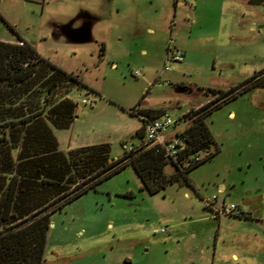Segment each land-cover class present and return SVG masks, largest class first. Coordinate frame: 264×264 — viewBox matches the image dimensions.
<instances>
[{"label": "rangeland", "instance_id": "rangeland-1", "mask_svg": "<svg viewBox=\"0 0 264 264\" xmlns=\"http://www.w3.org/2000/svg\"><path fill=\"white\" fill-rule=\"evenodd\" d=\"M18 37L85 84L57 88L75 104L70 125L53 128L58 148L107 143L117 158L142 141L129 110L177 119L264 69V0H0V38ZM170 40L183 60L164 69ZM205 122L218 150L186 179L149 193L126 165L53 211L42 264H264V85ZM212 195L242 214L214 217Z\"/></svg>", "mask_w": 264, "mask_h": 264}, {"label": "trees", "instance_id": "trees-1", "mask_svg": "<svg viewBox=\"0 0 264 264\" xmlns=\"http://www.w3.org/2000/svg\"><path fill=\"white\" fill-rule=\"evenodd\" d=\"M41 61L24 39L0 40V264H42L51 213L126 165L134 168L149 193L186 179L191 168L218 150L210 149L214 141L205 122L209 112L252 86L264 85L262 69L225 90L210 89L216 99H222L214 106L208 101L185 112L182 117L191 120L182 132V156L203 150L210 153L184 168L170 163L174 172L166 176L164 166L169 162L156 146L125 150L117 158L111 157L107 143L61 151L53 128L70 125L75 104L58 98L57 88L67 85L66 78L69 83L85 84L78 75ZM163 112L149 107L138 109L137 115L156 117ZM129 113L135 112L131 109ZM135 133L142 139V126Z\"/></svg>", "mask_w": 264, "mask_h": 264}, {"label": "built area", "instance_id": "built-area-1", "mask_svg": "<svg viewBox=\"0 0 264 264\" xmlns=\"http://www.w3.org/2000/svg\"><path fill=\"white\" fill-rule=\"evenodd\" d=\"M17 43L22 44L21 41H18ZM182 60L183 52L171 45L170 40L166 52L164 69L169 68L167 62H180ZM133 74L138 76L139 72L135 71ZM81 102L84 104H91V101H88L85 98H81ZM132 110L138 113V109H136V111L134 109ZM184 113H182V115ZM182 115L175 119L166 111L156 117L139 114L141 126L143 128L142 141L138 145H128L126 150L134 151L140 148L156 146L161 149L164 159L167 162L177 164L180 168L202 161L209 155L210 150L199 151L187 157L182 156L185 149V137L182 132L191 120L190 118H183ZM203 202L205 207L209 209L214 217H218L222 213L233 215L242 214L241 209L233 203L225 204L223 201L217 203V195H212L211 197L204 199ZM161 230L165 231L166 229L161 228Z\"/></svg>", "mask_w": 264, "mask_h": 264}, {"label": "crops", "instance_id": "crops-1", "mask_svg": "<svg viewBox=\"0 0 264 264\" xmlns=\"http://www.w3.org/2000/svg\"><path fill=\"white\" fill-rule=\"evenodd\" d=\"M0 40L10 41V42H13V41L16 42V41H17V40H11V39H10V40H7V39H2V38H0ZM200 104H201V103H200ZM145 108H149V107H145ZM74 119H75V118H74ZM74 119H73V120H74ZM55 137H56V136H55ZM217 190H218L219 192H223V191H224L223 185H221V184L218 185V186H217Z\"/></svg>", "mask_w": 264, "mask_h": 264}]
</instances>
